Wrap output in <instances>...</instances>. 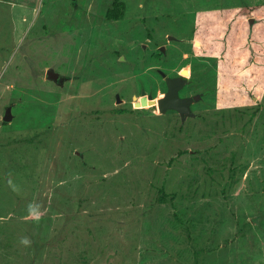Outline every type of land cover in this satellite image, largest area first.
<instances>
[{"label":"rangeland","instance_id":"374dc122","mask_svg":"<svg viewBox=\"0 0 264 264\" xmlns=\"http://www.w3.org/2000/svg\"><path fill=\"white\" fill-rule=\"evenodd\" d=\"M124 1L0 0V264H264V0Z\"/></svg>","mask_w":264,"mask_h":264},{"label":"water","instance_id":"95a60500","mask_svg":"<svg viewBox=\"0 0 264 264\" xmlns=\"http://www.w3.org/2000/svg\"><path fill=\"white\" fill-rule=\"evenodd\" d=\"M161 50L162 52H164L163 46L161 47ZM159 72L162 74V76H164L167 86L166 92L156 100V106L159 112L164 113L168 109H174L180 114L181 119H184L188 115H192L194 112L191 109V104L200 96H181L179 94V90L185 85L188 78L181 75L167 76L164 70H161ZM46 75L53 80L59 79V72H57L53 68L47 69ZM145 93V90H142V94ZM148 98L152 99V94H148ZM11 116V105H7L2 118H0V124H2L4 121L10 120Z\"/></svg>","mask_w":264,"mask_h":264},{"label":"clouds","instance_id":"9594fccd","mask_svg":"<svg viewBox=\"0 0 264 264\" xmlns=\"http://www.w3.org/2000/svg\"><path fill=\"white\" fill-rule=\"evenodd\" d=\"M8 175H9V178L6 181L8 187L13 192L19 194V192L21 191L20 186L17 185L16 183H14V181L10 178V174H8ZM26 212H27L28 218L31 219L35 223H39L44 216L43 207H42L41 203H39V202L27 203ZM9 219H10V217H9ZM19 243H20V245H22L24 247H29V246H31L32 241H31V238L28 236H21L19 238Z\"/></svg>","mask_w":264,"mask_h":264},{"label":"trees","instance_id":"16d2710c","mask_svg":"<svg viewBox=\"0 0 264 264\" xmlns=\"http://www.w3.org/2000/svg\"><path fill=\"white\" fill-rule=\"evenodd\" d=\"M125 1L124 0H112L111 6L106 10V17L110 19L120 18L124 15ZM159 54H157L158 56Z\"/></svg>","mask_w":264,"mask_h":264},{"label":"flooded vegetation","instance_id":"af4514ba","mask_svg":"<svg viewBox=\"0 0 264 264\" xmlns=\"http://www.w3.org/2000/svg\"><path fill=\"white\" fill-rule=\"evenodd\" d=\"M160 73V72H159ZM162 75V74H161ZM185 76V77H187L188 78V76H186L184 73H182V72H179V73H177L176 75H174V76ZM187 82L188 81H186V83H185V85L179 90V94H180V92L183 90V88L186 86V84H187ZM166 92V91H165ZM141 94H142V92H141ZM142 95H144V94H142ZM181 95V94H180ZM194 95H199V94H194ZM148 96V95H147ZM162 96V95H161ZM181 96H184V95H181ZM193 96V95H192ZM200 96V95H199ZM160 97V96H159ZM201 97V96H200ZM199 97V98H200ZM136 98H138V96L137 95H135L134 96V99H136ZM198 98V99H199ZM193 104V103H192ZM192 104H191V109H192ZM168 110H174V109H168ZM176 111V110H175ZM194 112V111H193ZM193 115H195V112L192 114V115H188V116H186L185 118H187V117H189V116H193Z\"/></svg>","mask_w":264,"mask_h":264}]
</instances>
